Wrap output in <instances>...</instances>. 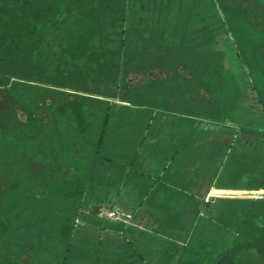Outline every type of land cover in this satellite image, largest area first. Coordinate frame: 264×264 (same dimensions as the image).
<instances>
[{"label": "trees", "instance_id": "obj_1", "mask_svg": "<svg viewBox=\"0 0 264 264\" xmlns=\"http://www.w3.org/2000/svg\"><path fill=\"white\" fill-rule=\"evenodd\" d=\"M136 4L0 0V264H137L154 253L162 263L264 264V161L254 150L229 145L216 168L205 165L217 189L237 191L215 218L177 171L201 129L264 133V0ZM122 185L159 228L191 231V244L77 243L84 208Z\"/></svg>", "mask_w": 264, "mask_h": 264}, {"label": "rangeland", "instance_id": "obj_2", "mask_svg": "<svg viewBox=\"0 0 264 264\" xmlns=\"http://www.w3.org/2000/svg\"><path fill=\"white\" fill-rule=\"evenodd\" d=\"M132 3L135 7L140 8V5L136 4V0H132ZM172 120L173 118L169 117V119L163 122L164 118H161L160 123L158 121L155 124V133L157 134L162 128H168ZM231 143H235V145ZM229 145H231V150L235 151L234 153L240 155L246 153L244 151L252 153V150H254L252 154H255L260 162L264 161L260 157L264 150V133L262 131L251 136H242L241 134L234 135L228 130L223 131L219 129L207 130L206 132L201 129L200 138L196 144L198 151L203 152L201 156L198 155V151L197 153L181 155L178 161L180 162L179 167L173 161V165L175 164L178 167V175L181 182L186 185L185 188L190 192H197L199 194L198 203L202 213L212 218L218 215L222 207L220 199L224 198V195L229 196L232 192H237L230 189H217L215 184H213L214 181H211L208 176V166L216 168L213 161H220V158H223L221 153ZM142 161L146 170H152L156 166V163L149 155L142 156ZM161 162H164L162 157ZM205 165L208 166L206 167ZM34 193L42 194L43 188L38 186ZM113 204H115V208H113ZM183 206L187 210V228L192 230L195 218L191 210L194 204L185 202ZM147 207V205H139V201L135 199L128 185H122L119 189H113L108 202L98 204L91 201L84 208L85 219L80 218L78 220L79 226L75 234V240L82 246L93 250L101 246L103 252L118 251L123 248L124 243H130L132 246H137L138 244V248L146 250L148 245L145 246L144 243L148 242L162 251L173 245L181 248L184 243L188 246L191 244L190 235H193L191 231L188 229L184 231H171L170 229L159 228L158 223L153 220L154 217L150 218L153 216V213ZM100 217H105L110 221H124L128 228L125 230L117 225L114 227L103 226L99 221ZM146 236L154 237L147 238ZM138 238L140 240H137ZM139 241L141 244H139ZM177 251V248L173 247V252ZM159 256L160 253L146 255L142 260L138 259L137 264H177L176 257L162 263Z\"/></svg>", "mask_w": 264, "mask_h": 264}]
</instances>
